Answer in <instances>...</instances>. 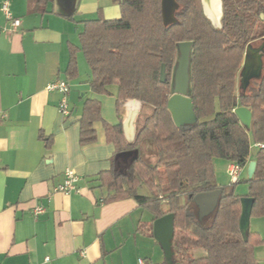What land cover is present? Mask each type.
<instances>
[{
    "label": "trees",
    "instance_id": "1",
    "mask_svg": "<svg viewBox=\"0 0 264 264\" xmlns=\"http://www.w3.org/2000/svg\"><path fill=\"white\" fill-rule=\"evenodd\" d=\"M50 1L36 3L43 7ZM176 1L177 22L168 26L162 24L160 0H118L119 18L97 15L83 21L80 49L90 70L92 91L115 93L117 104L138 99L152 111L143 120L134 145L126 143L121 123L104 124L106 140L116 153L149 140L157 156L156 162L149 164L138 155L125 173L110 170L99 178L112 192L109 199L132 197L152 214L150 236L154 219L174 215V264H259L254 248L262 238L249 231L244 240L239 230L241 196L233 189L237 183L220 187L216 208L203 219L198 217L192 196L219 188L214 159L244 167L253 140L263 147L253 154L256 165L252 178L246 179L247 196L254 198L251 216L264 217V57L261 76L245 90L239 89L241 99L236 86L245 47L264 41V20L260 17L264 15V0H221L219 28L204 14L200 0ZM185 40L193 42L190 98L197 121L177 127L166 103L176 46ZM161 64L165 65L164 82L159 81ZM67 72L70 77L76 75L73 50ZM240 103L251 110L249 129L233 112ZM100 119L98 102L86 100L80 126L82 146L95 141L93 123ZM141 187L146 188L145 194L138 193ZM184 193L186 204H181ZM194 249L201 254H192Z\"/></svg>",
    "mask_w": 264,
    "mask_h": 264
},
{
    "label": "crops",
    "instance_id": "2",
    "mask_svg": "<svg viewBox=\"0 0 264 264\" xmlns=\"http://www.w3.org/2000/svg\"><path fill=\"white\" fill-rule=\"evenodd\" d=\"M2 1L0 264H147L148 256L150 264H165L159 243L149 235L152 214L132 197L109 199L112 192L99 178L114 170L116 150L106 140L104 124L120 123L119 107L115 93L90 88L79 35L83 21L93 14L119 18L118 0H77L69 16L56 0L43 7L36 0H8L12 16L19 19L10 33L3 31L10 21L1 10ZM72 50L76 75L70 77ZM54 79L69 82L68 115L58 111L60 94L46 90ZM237 89L240 98L239 81ZM88 99L98 102L101 119L93 123L95 141L82 146L80 126ZM218 165L217 171L214 168L220 188L230 182L224 181L227 162ZM246 166L240 177L248 179ZM66 168L79 176L77 192L54 191ZM35 206L44 212L35 216ZM249 231L263 238L257 222L251 228L249 221ZM254 252L263 253L264 242Z\"/></svg>",
    "mask_w": 264,
    "mask_h": 264
},
{
    "label": "water",
    "instance_id": "3",
    "mask_svg": "<svg viewBox=\"0 0 264 264\" xmlns=\"http://www.w3.org/2000/svg\"><path fill=\"white\" fill-rule=\"evenodd\" d=\"M61 8V12L69 16L75 8L77 0H56ZM178 8L176 0H160V13L163 26H168L177 22L175 12ZM264 18L263 14H260ZM193 42L190 40L180 41L176 46V57L172 67L170 79V95L167 99L166 107L171 115L175 126L181 127L191 125L197 121L193 110V102L190 98V55ZM264 57V41L254 46L248 44L245 47L243 61L239 71V88L245 90L250 82L261 76ZM166 78L165 65L161 64L159 81L164 82ZM143 103L138 99H127L118 103L119 119L122 127L123 137L127 144L134 145L138 135V125L140 117L143 115ZM241 125L246 129L250 128L252 113L246 106H237L233 109ZM139 151L131 148L117 152L114 156V170L118 173H125L133 161L137 159ZM255 161L247 163V178L253 176ZM221 189L216 188L210 191L198 192L192 196V202L197 206L198 217L201 218L212 213L218 204ZM240 216L238 220L239 230L244 240L249 232V221L254 198L251 196L240 197ZM173 220L172 213L164 214L153 220L152 235L159 243L163 252L165 264L173 262Z\"/></svg>",
    "mask_w": 264,
    "mask_h": 264
},
{
    "label": "rangeland",
    "instance_id": "4",
    "mask_svg": "<svg viewBox=\"0 0 264 264\" xmlns=\"http://www.w3.org/2000/svg\"><path fill=\"white\" fill-rule=\"evenodd\" d=\"M200 3L202 5L204 14L210 19L212 25L216 28L221 27V18H222V2H221V0H200ZM89 17L95 19L98 16L96 14H93ZM261 19L264 20V18H261ZM258 44H260V43L257 42L256 45H258ZM238 81H239V77L237 78L236 86H238ZM111 90L114 91L115 87H112ZM217 110H218V105L216 103L215 104V111H217ZM151 112L152 111L149 107H147L146 105H143V115L140 117V120H139L138 134H139L143 120L147 116H150ZM137 137H138V135H137ZM136 141H137V139H136ZM263 143H264V141H263ZM253 144H254V141L251 140L250 152L254 154L257 152L258 149L255 146H253ZM132 148H134V147H132ZM136 148L139 149V152H140L139 155L141 156V158L144 161H146L149 164H154L156 162V158H157L156 147L151 141L145 140V139L141 140ZM129 149H131V148H129ZM221 160L222 159H214V161H213V164L215 165L216 171L218 170V167H219L218 162ZM115 172H117V171H115ZM224 181H228V183L230 182L228 176L224 177ZM233 189H234V192L239 194V195H241L243 193H247L248 192V183L246 182V178L244 176L240 177L239 182L233 186ZM146 192L147 191H146L145 187H141L138 190L139 194H145ZM180 203L186 204V194L185 193L181 194ZM194 210H195V208H194ZM209 214H211V213H209ZM203 218H204V216L201 217V219H203ZM255 222H257L258 227L263 232L262 241L264 242V217L252 216L250 219V227L251 228H253L255 226ZM191 253L196 255V256H199L201 254L200 251H197L195 249L192 250ZM254 257H255V259H257L259 264H264V252L261 254H258L257 252L255 254V252H254ZM150 259L151 258H149V256H148V258H145L144 261H146L147 264H150ZM152 264H153V262H152Z\"/></svg>",
    "mask_w": 264,
    "mask_h": 264
},
{
    "label": "built area",
    "instance_id": "5",
    "mask_svg": "<svg viewBox=\"0 0 264 264\" xmlns=\"http://www.w3.org/2000/svg\"><path fill=\"white\" fill-rule=\"evenodd\" d=\"M1 10L4 13L5 18L10 21L9 27H4L3 31L6 33H10L16 30L19 25V19L14 18L9 9V2L8 0H3L1 3ZM46 90L54 91L60 94V100L58 103V111L62 115H68L70 113L69 106H68V92L70 90V85L67 80L64 79H54L47 83ZM253 146L257 148L263 147L262 143H254ZM243 169V166L230 162L226 165V174L230 180V183H238L240 180V173ZM79 180V176L73 169L66 168L63 172V179L62 181L55 186V192H62L65 194H69L71 192H77V181ZM33 214L36 216L42 212H44V208L42 206H35L32 209ZM83 252H81L82 254ZM139 264H144L142 260H138Z\"/></svg>",
    "mask_w": 264,
    "mask_h": 264
},
{
    "label": "flooded vegetation",
    "instance_id": "6",
    "mask_svg": "<svg viewBox=\"0 0 264 264\" xmlns=\"http://www.w3.org/2000/svg\"><path fill=\"white\" fill-rule=\"evenodd\" d=\"M208 215V214H207ZM206 216V215H205Z\"/></svg>",
    "mask_w": 264,
    "mask_h": 264
}]
</instances>
